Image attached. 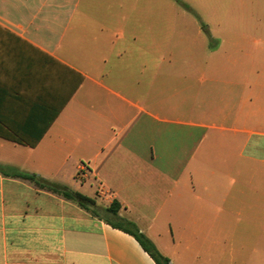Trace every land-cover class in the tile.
Here are the masks:
<instances>
[{
	"label": "crops",
	"instance_id": "0c3cea01",
	"mask_svg": "<svg viewBox=\"0 0 264 264\" xmlns=\"http://www.w3.org/2000/svg\"><path fill=\"white\" fill-rule=\"evenodd\" d=\"M173 4L0 0V264H156L114 201L169 259L168 236L219 248L264 204V23L232 53L177 52Z\"/></svg>",
	"mask_w": 264,
	"mask_h": 264
},
{
	"label": "rangeland",
	"instance_id": "374dc122",
	"mask_svg": "<svg viewBox=\"0 0 264 264\" xmlns=\"http://www.w3.org/2000/svg\"><path fill=\"white\" fill-rule=\"evenodd\" d=\"M156 1L175 6L172 0ZM178 2L177 11L175 8L172 13L168 11V17L177 20V40L171 47L177 52L219 48L232 53L237 34L254 35L256 32L251 31L253 20L264 23V0ZM165 46L163 43V49ZM250 204L256 214L248 212L246 216L243 212L242 216L225 218L223 236L226 243L219 248L212 243L214 235L206 231L196 236L188 232L189 228L187 235L176 232L174 237L168 236L166 244L171 251L170 261L173 264H264V204L260 201L256 206L254 202ZM160 252L163 254L164 251Z\"/></svg>",
	"mask_w": 264,
	"mask_h": 264
},
{
	"label": "trees",
	"instance_id": "16d2710c",
	"mask_svg": "<svg viewBox=\"0 0 264 264\" xmlns=\"http://www.w3.org/2000/svg\"><path fill=\"white\" fill-rule=\"evenodd\" d=\"M177 4H179L178 0H173ZM188 9V7H186ZM0 170L3 171V168L0 167ZM12 175L17 178H21L24 180H28L32 182L37 188L47 190L51 193L62 195L63 197L76 201L79 203V205L86 209L87 211L91 212L94 216H98V206L96 205V202L87 196H84L78 192H74L69 190L67 187H64L62 185L48 182L42 178H40L36 174H29V173H23L19 172L17 170H14L12 172ZM120 209V204L116 201H114L111 206L109 207L108 211L116 218V222H111V224L119 228L132 236L135 237V239L140 243V245L149 253V255L153 258V260L156 262V264H167L170 259L166 256H164L154 245V243L143 233L139 231V229L136 227L135 224H133L130 221H127L125 219H122L118 215V211Z\"/></svg>",
	"mask_w": 264,
	"mask_h": 264
},
{
	"label": "water",
	"instance_id": "95a60500",
	"mask_svg": "<svg viewBox=\"0 0 264 264\" xmlns=\"http://www.w3.org/2000/svg\"><path fill=\"white\" fill-rule=\"evenodd\" d=\"M167 264H173V262L169 261Z\"/></svg>",
	"mask_w": 264,
	"mask_h": 264
}]
</instances>
